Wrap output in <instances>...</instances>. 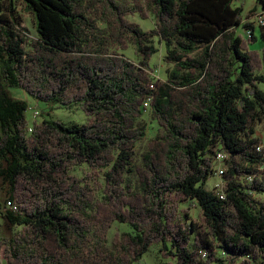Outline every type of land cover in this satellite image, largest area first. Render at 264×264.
Masks as SVG:
<instances>
[{
  "label": "trees",
  "instance_id": "16d2710c",
  "mask_svg": "<svg viewBox=\"0 0 264 264\" xmlns=\"http://www.w3.org/2000/svg\"><path fill=\"white\" fill-rule=\"evenodd\" d=\"M15 1L0 3L7 264H135L155 244L171 259L166 264H264V202L256 198L264 194V147L255 128L264 121V46L253 48L259 36L243 7L234 0H22L36 19L31 39ZM137 14L153 17L154 28L129 19ZM156 37L172 65L166 79L153 75ZM130 44L138 62L120 52ZM10 88L78 104L90 120L29 122L27 102ZM147 110L161 131L136 164ZM218 152L225 154L223 198L206 187L217 176ZM83 166L84 175L72 173ZM190 201L201 209L196 221L181 208ZM115 222L131 230L109 244Z\"/></svg>",
  "mask_w": 264,
  "mask_h": 264
},
{
  "label": "rangeland",
  "instance_id": "374dc122",
  "mask_svg": "<svg viewBox=\"0 0 264 264\" xmlns=\"http://www.w3.org/2000/svg\"><path fill=\"white\" fill-rule=\"evenodd\" d=\"M7 3V0H2L0 3ZM16 7L18 9V13L22 16L23 25L27 28L29 32V37L37 38V28H36V19L32 13H29L25 10L24 2L22 0L15 1ZM234 6H242V18L244 21L252 22L256 26V32L259 36L258 41L253 45V48L262 50L264 46V38L261 35V30L259 26L258 16L262 12L261 3L259 0H234ZM129 19L131 21L137 22L144 30H151L154 28L155 19L150 17L148 19H142L138 14L134 16H130ZM239 31L241 33L247 34V31L240 27ZM154 44L158 49V52L153 56L151 60V65L154 69L153 75L156 78L166 79L168 72L172 68V65L168 64L164 58L166 56V47L165 44L159 40V38L154 39ZM135 46L133 44L129 45L127 50H121L120 52L124 54L130 60L138 62L139 56L136 54ZM260 87L264 89V85L260 84ZM10 92L14 97L25 100L28 104L27 110V118L29 122H33V120L42 121L44 119L48 120H56L63 122L66 125H70L73 123L77 124H85L88 123L90 117L87 116L78 104H72L70 106H63L60 104H56L53 102H46L38 100L24 90L20 88H10ZM39 112L37 116H34L35 112ZM142 124H144L147 128L146 138L144 141L137 145V155L135 158L136 164H143L144 162V153L147 149V142L150 138L154 137L157 133L161 131L158 123L154 120V117L150 110H147L144 114L142 120H140ZM256 128V136L261 138L264 141V121L258 122L255 125ZM86 169L83 167H76L72 169V173L82 176L84 175L83 170ZM130 182L138 186L137 178L134 175H131L129 178ZM221 183V179L217 177L215 174L210 177L208 182L206 183V187L211 190L214 189L215 186ZM221 185V184H220ZM256 198L260 202H264V194H258ZM4 204H2V207ZM1 207V208H2ZM0 208V210H1ZM182 209H187L190 213L191 219L196 221L199 219L201 209L200 206L196 203V201H190L181 205ZM4 210V207L3 209ZM0 230L7 231L6 225L4 222V218L0 216ZM131 227L128 224L115 222L113 227L110 229L109 233V244L117 232L121 231H130ZM162 248L161 244L153 245L150 250L143 255V257L135 264H166L171 261V259L163 258L160 249ZM0 264H7L6 259L3 257V251H0Z\"/></svg>",
  "mask_w": 264,
  "mask_h": 264
},
{
  "label": "built area",
  "instance_id": "2783aa9c",
  "mask_svg": "<svg viewBox=\"0 0 264 264\" xmlns=\"http://www.w3.org/2000/svg\"><path fill=\"white\" fill-rule=\"evenodd\" d=\"M264 23V21H262ZM147 105V103L145 104ZM39 114V112H35L34 113V116H37ZM29 131H31V127L29 128ZM260 147H264V141L261 142L260 144ZM216 159L217 161L220 163L218 166H217V176L221 179V185L218 184L217 186H215L214 188H216V190L219 188V194L221 195V197L223 198V193L221 188H223V184H224V181L222 179V175L224 174V171H225V166H224V160H225V154L223 152H218L217 153V156H216ZM221 190V191H220Z\"/></svg>",
  "mask_w": 264,
  "mask_h": 264
}]
</instances>
